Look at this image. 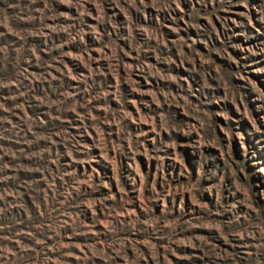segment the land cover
Returning <instances> with one entry per match:
<instances>
[{"label": "rangeland", "instance_id": "rangeland-1", "mask_svg": "<svg viewBox=\"0 0 264 264\" xmlns=\"http://www.w3.org/2000/svg\"><path fill=\"white\" fill-rule=\"evenodd\" d=\"M0 264H264V0H0Z\"/></svg>", "mask_w": 264, "mask_h": 264}]
</instances>
